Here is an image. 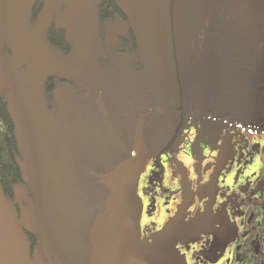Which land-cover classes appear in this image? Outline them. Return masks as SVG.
Returning <instances> with one entry per match:
<instances>
[{
	"label": "rangeland",
	"instance_id": "obj_1",
	"mask_svg": "<svg viewBox=\"0 0 264 264\" xmlns=\"http://www.w3.org/2000/svg\"><path fill=\"white\" fill-rule=\"evenodd\" d=\"M33 1L0 0V92L7 95L17 124L28 183L19 192L17 210L0 189V264H90L88 234L108 196L104 187L90 184L88 172L96 166L110 169L129 155L126 139L131 107H147L157 98L168 101V96L179 92L172 93L166 85H180L177 78L180 71L189 73L185 69L190 68L189 60L184 52L174 58L169 53L165 54L168 58L158 57L155 41L160 37L166 45L187 43V30L182 27L186 25L180 24L183 16L174 10L186 8L187 1L175 0L181 3L175 5L168 0H126L148 64L139 76L128 75L133 70L128 65L131 58L120 66L113 55L99 58V52L112 47L125 30L122 22L99 28L96 10L100 0L48 1L35 22L30 16ZM248 2L256 17L244 19L250 27L238 33L256 63L264 58V0ZM206 7L204 0L192 6L193 28L197 29L199 20L205 23ZM54 23L72 45L67 55L48 43L47 29ZM204 23L199 46L203 53L197 64L211 66L215 63L207 50L211 34ZM199 76L201 83L211 86L215 75L207 79L202 72ZM49 77L58 88L49 90ZM60 77L74 83L73 93L69 85L59 84ZM161 82L164 86L154 87ZM84 87L103 93L107 116L85 100ZM92 95L90 99L96 96ZM255 101L259 110L250 123L264 124V91ZM158 117L150 116L146 126ZM28 232L35 241L33 249Z\"/></svg>",
	"mask_w": 264,
	"mask_h": 264
},
{
	"label": "flooded vegetation",
	"instance_id": "obj_2",
	"mask_svg": "<svg viewBox=\"0 0 264 264\" xmlns=\"http://www.w3.org/2000/svg\"><path fill=\"white\" fill-rule=\"evenodd\" d=\"M59 84L69 85L74 92L73 82L62 79ZM84 88L85 100L104 116L96 105L103 93ZM92 93L94 99H90ZM182 107L176 102L166 108L137 107L136 119L133 122L132 116L128 126L129 155L125 159L135 154L132 137L136 121L141 115L146 117L148 162L138 189L143 202L142 238L161 231L188 198L184 221L205 215L204 233L197 241L181 239L176 243L188 264H264V124H251L254 116L248 124H240ZM153 115L159 119L147 127ZM99 167L90 171L97 182L98 174L106 175L114 168L101 171Z\"/></svg>",
	"mask_w": 264,
	"mask_h": 264
},
{
	"label": "trees",
	"instance_id": "obj_3",
	"mask_svg": "<svg viewBox=\"0 0 264 264\" xmlns=\"http://www.w3.org/2000/svg\"><path fill=\"white\" fill-rule=\"evenodd\" d=\"M48 1L50 4L51 0L33 1L30 14L32 22L40 19L39 15L43 13ZM164 1L162 0V2ZM186 1V8H173L183 16L184 21L180 20V24L184 22L183 24L186 25H182V27L187 30L185 32L187 34V43L184 45L180 43L182 41H179L174 46L172 43L166 45L163 44V41L159 37L155 41V51L156 53L158 52L157 56L160 58H168L170 55L174 58L177 54L184 52L185 58L189 60L190 66L189 69H185L190 71L189 73L180 71L177 78V80L181 79L180 85L174 87L166 85L169 90H173L172 93L179 91L177 95L172 94L168 96V101L165 97L164 99L157 98L154 102H149L148 105H160L166 108L172 102H176L177 106L186 107L190 111H195L196 114L217 115L227 120H236L240 124H248L259 110L255 97L264 91V87H262L264 85V58H261L259 62L255 63L252 54H250L251 48H247L248 45L243 43L241 34L238 33L240 28L243 29L245 26L250 27L244 19H249L252 15L256 17V11L253 5L248 0H204L207 5L204 12L206 15L205 23L207 24L208 32L211 34V42L207 50L210 52V58L215 63H211V66H200L197 63L202 58L203 53V50H200L201 47L199 48V46L202 45L201 24L204 22L199 20L197 29H195L191 21L193 11L195 10L192 6L202 0ZM168 2H175V0H168ZM175 3V5L181 4L179 2ZM213 5L217 7L213 8ZM129 10V1L126 0H100L98 3L96 19L97 25H100L99 28L101 30L105 28L107 23L122 22L125 26V30L117 37L112 47H106L99 52V58L101 59L103 54L106 53L113 55L118 61V66L124 63L125 59L131 58L132 61L128 65H130V68L133 67V70L129 71L126 67H123L130 72L128 74L129 76H132V74L139 76L143 70H146L144 65L148 64L143 60L145 55L142 54L140 49V40L132 25ZM178 26L177 28H179ZM46 38L50 46L54 49L66 55L71 53L72 45L68 41V36L57 25L52 24L49 26ZM167 53L170 55H165ZM167 71L165 69V72ZM202 72L204 74L206 73V78L207 75H215L211 80L213 83H211V86L209 82H206L205 85L201 83L199 75ZM51 80L52 77H49L46 85L49 89H51V86L54 89L55 83L51 85ZM162 86L164 85L161 82L154 87L159 88ZM152 97H155V95ZM135 106L138 105L135 104L134 107H131L130 111L131 118L133 116V122L137 115ZM139 107H143L146 110L144 106L139 105ZM132 134L133 128H131L129 136L131 137ZM90 171L95 170L92 169ZM90 171L88 172L90 184L95 188L102 187L98 184L97 179L90 175ZM96 171H99V169H96ZM101 171H104V169L102 168ZM27 184L24 167L22 165L21 145L17 124L11 113L7 95L0 92V189L14 210H17V206L19 205L18 195L20 190ZM104 189L108 194V190L106 188ZM27 236L33 249L35 241L34 239L32 240L31 233L28 232Z\"/></svg>",
	"mask_w": 264,
	"mask_h": 264
},
{
	"label": "water",
	"instance_id": "obj_4",
	"mask_svg": "<svg viewBox=\"0 0 264 264\" xmlns=\"http://www.w3.org/2000/svg\"><path fill=\"white\" fill-rule=\"evenodd\" d=\"M26 83L25 72H23ZM91 90H88L87 96ZM96 105L103 115H108L103 95ZM157 112H164L161 108ZM145 116L136 121L132 145L134 155L123 160L106 175L98 174L99 185L109 191L105 209L99 212L88 234L91 246L90 264H188L176 248L177 241H197L203 234L205 215H196L184 221V212L190 206L187 200L176 217L151 238L143 239L141 216L143 202L139 196V180L148 162L144 137ZM224 150V146H222Z\"/></svg>",
	"mask_w": 264,
	"mask_h": 264
}]
</instances>
